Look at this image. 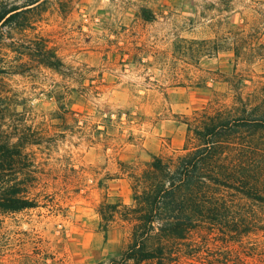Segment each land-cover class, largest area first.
I'll list each match as a JSON object with an SVG mask.
<instances>
[{
  "label": "rangeland",
  "instance_id": "obj_1",
  "mask_svg": "<svg viewBox=\"0 0 264 264\" xmlns=\"http://www.w3.org/2000/svg\"><path fill=\"white\" fill-rule=\"evenodd\" d=\"M263 89L264 0H46L0 43V135L23 143L38 205L0 215L6 264L13 251L22 264L120 260L151 157L191 149L186 123ZM247 204L234 219L264 223ZM104 205H117L108 222ZM226 221L191 232L171 264H264V229L238 236Z\"/></svg>",
  "mask_w": 264,
  "mask_h": 264
},
{
  "label": "trees",
  "instance_id": "obj_2",
  "mask_svg": "<svg viewBox=\"0 0 264 264\" xmlns=\"http://www.w3.org/2000/svg\"><path fill=\"white\" fill-rule=\"evenodd\" d=\"M45 1L0 0V43L11 31L26 27ZM51 64L64 66L56 55ZM248 101L239 97L230 110L203 112L186 123L190 141L196 142L191 149L151 157L135 177L133 205L124 208L125 219L133 223L131 242L121 259L111 263L171 264L180 241L201 227H222L228 217L238 236L264 229L257 220L234 219L246 211L248 201L264 205V93ZM27 159L21 141L11 143L0 135V215L38 206L31 197L36 171ZM116 212L117 205L100 211L105 222ZM9 255L10 264H22L19 251ZM4 256L0 249V264H6Z\"/></svg>",
  "mask_w": 264,
  "mask_h": 264
}]
</instances>
